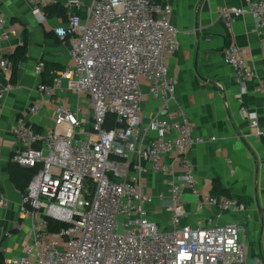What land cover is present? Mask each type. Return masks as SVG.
<instances>
[{"label":"built area","instance_id":"built-area-1","mask_svg":"<svg viewBox=\"0 0 264 264\" xmlns=\"http://www.w3.org/2000/svg\"><path fill=\"white\" fill-rule=\"evenodd\" d=\"M245 1L244 7L219 10L226 28L246 15L264 21V0ZM63 7L67 22L55 33L69 41L71 62L38 91L49 98L83 94L90 105L86 111L58 106L54 126L38 131L28 121L41 112L33 104L13 125L19 145L13 163L37 172L21 203V214L31 220V240L24 255L7 264H246L237 225L183 224L186 191L196 198L197 215L207 207L245 211L235 199L200 193L188 153L205 139L194 135L182 109L144 124L142 81L164 110L175 99L177 81L167 60L180 41L171 0H64ZM8 24L0 14V44L10 37ZM246 56L238 46L223 50L224 62L242 81L254 76ZM44 69L39 63L35 73ZM12 70L0 51V109L12 89L2 79ZM249 117L253 136L263 137L264 127ZM151 174L165 180L156 194L148 186ZM0 206L9 207L1 194ZM160 212L168 216L169 231L154 220Z\"/></svg>","mask_w":264,"mask_h":264},{"label":"crops","instance_id":"crops-1","mask_svg":"<svg viewBox=\"0 0 264 264\" xmlns=\"http://www.w3.org/2000/svg\"><path fill=\"white\" fill-rule=\"evenodd\" d=\"M63 1L0 0V14L9 20L10 34L0 44V51L10 60L27 44L26 56L2 79L3 85L12 89L0 109V194L9 200L8 208L0 206V264L23 256L31 240V220L21 214L25 193L18 189L11 174L12 159L19 147L11 133L13 125L33 104L41 105V112L28 121L38 131L54 126L58 106L72 109L80 106L86 111L90 105L83 94L57 93L58 101L54 102L55 97L49 98L38 91L39 85L52 84L71 62L69 41L61 40L55 33V29L67 22ZM171 2L172 24L179 32L180 41L179 51L167 60L170 77L177 81L175 99L164 110L162 101L149 95V85L142 81L144 124L149 125L168 111L182 109L186 113L194 135L206 141L188 153L200 193L225 195L243 204L245 211L207 207L197 215L196 198L186 191L188 207L183 224L237 225L248 257L246 264H264V136H253L249 117L255 115L264 127V21L246 15L238 18L231 29L226 28L219 10L244 7L245 0ZM231 46L247 50L246 61L254 73L252 78L242 81L234 68L224 62L223 50ZM39 63L45 64L41 75L35 73ZM243 108L247 114L242 112ZM166 160L167 164H173L176 175L183 173L175 158ZM214 180H220L229 195L215 193ZM147 182L152 194L165 187L160 175H149Z\"/></svg>","mask_w":264,"mask_h":264},{"label":"trees","instance_id":"trees-1","mask_svg":"<svg viewBox=\"0 0 264 264\" xmlns=\"http://www.w3.org/2000/svg\"><path fill=\"white\" fill-rule=\"evenodd\" d=\"M27 54V44L25 43L22 47H20L11 57L10 61L13 63V67L15 68L19 62L26 56ZM111 124V122H110ZM111 125H108L110 128ZM37 170L32 169H24L16 164H11V174L12 178L15 180V184L23 193H26L31 179L35 175ZM28 185V186H27ZM27 186V188H26ZM213 190L215 193H223L229 195L227 190L222 187L220 180H214L213 182Z\"/></svg>","mask_w":264,"mask_h":264},{"label":"rangeland","instance_id":"rangeland-1","mask_svg":"<svg viewBox=\"0 0 264 264\" xmlns=\"http://www.w3.org/2000/svg\"><path fill=\"white\" fill-rule=\"evenodd\" d=\"M58 98H54V102H57ZM155 219L159 221L161 228L169 229L167 218L163 212H160L155 216Z\"/></svg>","mask_w":264,"mask_h":264}]
</instances>
